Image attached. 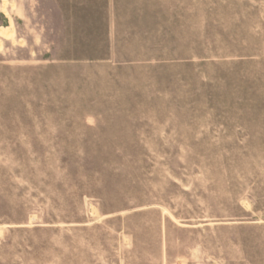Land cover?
Wrapping results in <instances>:
<instances>
[{"label":"rangeland","instance_id":"1","mask_svg":"<svg viewBox=\"0 0 264 264\" xmlns=\"http://www.w3.org/2000/svg\"><path fill=\"white\" fill-rule=\"evenodd\" d=\"M0 264H264V0H0Z\"/></svg>","mask_w":264,"mask_h":264}]
</instances>
